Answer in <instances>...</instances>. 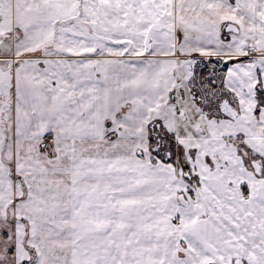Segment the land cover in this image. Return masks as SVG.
I'll return each mask as SVG.
<instances>
[{
    "label": "snow or ice",
    "instance_id": "obj_1",
    "mask_svg": "<svg viewBox=\"0 0 264 264\" xmlns=\"http://www.w3.org/2000/svg\"><path fill=\"white\" fill-rule=\"evenodd\" d=\"M0 264H264V0H0Z\"/></svg>",
    "mask_w": 264,
    "mask_h": 264
}]
</instances>
